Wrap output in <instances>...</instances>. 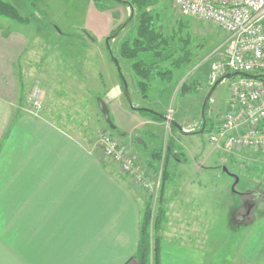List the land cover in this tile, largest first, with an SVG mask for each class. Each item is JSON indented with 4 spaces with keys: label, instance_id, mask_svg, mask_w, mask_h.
<instances>
[{
    "label": "crops",
    "instance_id": "0c3cea01",
    "mask_svg": "<svg viewBox=\"0 0 264 264\" xmlns=\"http://www.w3.org/2000/svg\"><path fill=\"white\" fill-rule=\"evenodd\" d=\"M94 18L100 20L99 16ZM119 25L104 20L100 33L94 34L89 19L83 46L86 50L94 46L99 52L93 58L95 74L84 71L82 56H71L76 82L73 76L55 86L54 80H46L48 73L39 65L33 77L30 68L27 70L31 41L10 30L8 23L0 24V264H138L141 210L153 193L157 198V182L163 172L161 164L155 162L152 168L149 162L152 150L162 145L166 125L162 118L159 122L134 109L159 111L168 101L161 96L169 91L161 92L162 85L155 78L147 90L148 98H143L136 76L121 59V69L110 60L115 65L113 72L105 75L104 70L98 71L104 66L105 54L96 39L111 34ZM135 27L131 24L128 29L133 33ZM123 41L119 38L117 48ZM121 76L126 80L131 104L124 96ZM44 86L49 94L42 90ZM38 91L43 94V105L35 116L27 110L33 101L31 93ZM75 95L82 109L95 110L93 124L89 121V127L81 130L73 128L77 122L70 115L72 104L77 102ZM98 100L108 109L111 127ZM90 125L94 126L90 129ZM99 132L119 139L144 168L149 190L137 185L118 165L91 151ZM147 141L153 143L152 147ZM166 169L168 181L160 196L167 216L160 264H211L202 249L192 243L193 223L200 213L191 188L193 180L184 169L175 173ZM200 170L195 164L194 171ZM262 222L257 241L245 251L249 261L264 249Z\"/></svg>",
    "mask_w": 264,
    "mask_h": 264
},
{
    "label": "rangeland",
    "instance_id": "374dc122",
    "mask_svg": "<svg viewBox=\"0 0 264 264\" xmlns=\"http://www.w3.org/2000/svg\"><path fill=\"white\" fill-rule=\"evenodd\" d=\"M4 1L12 4L22 16L29 18V22L19 23L0 16V24L8 23L10 30L24 35L31 41L29 48L32 49V54L30 52L26 57L29 60L26 62V66L27 70L30 68V75L33 77V73L38 71L37 65H39L41 71L48 73L46 80L49 82L50 79L54 80L55 86L58 81H63L66 78L71 79L76 74L71 66L74 64L70 61L71 56H82V59H85L84 71L95 74L96 63L93 58L97 57L99 52L94 46L89 47L88 50L85 49L87 46H83L86 44L83 43V39L88 35L85 25L89 19L90 26L95 29L94 32L90 31L94 34L100 33L99 29H102L104 20H107L109 25L118 22L124 26L129 22L125 31L118 29L112 34L116 28L111 34L100 39L93 36L99 42L101 52L103 50L105 54L103 69H98L101 73L104 70L105 75L113 72L115 66L108 57L107 48L115 50L119 38L123 41L129 32L131 33L128 27L131 24L137 25L136 12H132L125 4L115 0ZM153 1L154 9L158 11L159 17L161 15L160 24L164 27L163 31L169 36L174 35L172 44L177 51H179L177 42L181 39L180 55L187 54L188 56L186 57L188 65L183 70L173 74L167 95L169 99L159 111L165 117L163 119L165 125L168 121V111L172 110L175 120L183 128L194 129L190 133H183L180 130L173 131L170 127H165L162 145H166V148L161 155V168H164L167 157V168L170 169V172L175 173L184 169L187 172V177L193 180L191 188L196 193L198 204H196V211H200V213L196 216V223L191 222L195 228L192 243L202 249L211 264H264V249L252 261L245 258L246 249L249 245L253 246L257 241L262 221H264V201L252 198L249 194L251 191L264 193V157H258L255 153L246 154L242 151L226 155L209 142L207 132L199 134L200 130L198 129L201 123V109L204 99L210 93V87L213 85L210 83L209 77L211 66L216 62L224 61L226 36L211 24L180 14L173 0ZM97 16L100 17V20L94 18ZM180 23L184 26L179 28ZM109 38L111 39L110 45H108ZM175 38H177V42ZM113 53L115 54L114 51ZM165 66L170 67L168 62L164 63L163 67ZM105 77L106 85H108L109 79L107 76ZM237 78L238 76H232L230 79H224L211 91L208 101L209 109L206 113L204 112V117H207L208 123L217 124L221 120L230 97V83ZM76 79L75 76L72 78L73 81ZM182 84L188 86L191 84L192 88L186 94H182L180 92ZM42 90L46 94L50 93L47 86H44ZM34 93H31L33 101L42 106V92ZM164 96L165 94L161 96L163 100ZM75 100L77 102L72 104L70 115L75 120V124L76 122L78 124L74 125L73 128L81 130L89 127V121L90 124H93L95 110L89 107L82 109L78 104L80 99L77 95L74 96ZM121 101L123 104L126 103L123 96ZM102 102L104 103V101ZM32 107L28 108L27 112L39 116L42 107L39 110H34ZM61 112L69 114L65 110ZM168 122L172 123L173 121ZM75 126L77 127L75 128ZM90 126L91 129L94 125ZM90 132L92 131L90 130ZM99 133L96 136L90 134L91 137L95 136L90 145L91 151H94V141ZM104 133L109 134L108 132ZM160 133L162 134L163 130ZM151 143L147 141V145L150 147L153 144ZM195 164H198L202 170L196 173L194 171ZM256 167L262 168L263 171L261 170L259 173ZM160 180L157 184H160ZM147 190H149L148 186ZM152 200L153 206H155L156 199L153 196ZM248 200L254 202V207L247 218L242 219L241 215L246 209L244 203ZM165 225L166 221L160 231L161 238H163L162 233Z\"/></svg>",
    "mask_w": 264,
    "mask_h": 264
},
{
    "label": "built area",
    "instance_id": "2783aa9c",
    "mask_svg": "<svg viewBox=\"0 0 264 264\" xmlns=\"http://www.w3.org/2000/svg\"><path fill=\"white\" fill-rule=\"evenodd\" d=\"M183 16L211 24L225 36L223 62L211 66L210 83L226 74L238 78L230 83L227 108L209 133V142L224 154L242 151L264 157V0H173ZM255 76V77H254ZM39 110L38 102L31 103ZM173 111L167 114L173 121ZM166 122V127L171 123ZM194 129L182 128L190 133ZM94 151L118 165L134 182L147 188L144 168L121 145L119 139L100 132Z\"/></svg>",
    "mask_w": 264,
    "mask_h": 264
},
{
    "label": "trees",
    "instance_id": "16d2710c",
    "mask_svg": "<svg viewBox=\"0 0 264 264\" xmlns=\"http://www.w3.org/2000/svg\"><path fill=\"white\" fill-rule=\"evenodd\" d=\"M115 1L125 4L132 10V12H136L137 25L134 32L129 34L118 46V48L115 50L113 48H109L107 50L110 60L112 62L115 61L114 64H116L119 69H121L119 59L125 62V65H128V68H131V71L137 78L138 87L141 90L143 98H148L147 90L151 87L150 84L153 83L155 78L157 79V82L161 83L160 85H162V88H160L161 92L169 90L170 80L172 79L173 74L183 70V68L188 65V59L186 58L188 57L187 54H185L186 56L180 55L182 49L179 47L182 45L181 39L179 42H177L178 40L175 38L179 48V51H177L176 47L172 44V38L174 35L171 34L172 36H169L163 31L164 27L160 24L161 15L159 17L158 11L154 9L153 0ZM0 16L19 23L29 22L28 17L22 16L12 4L4 0H0ZM182 26H184V24L180 23L179 28ZM121 27L122 25H119L117 29L112 32V34L118 31V29ZM108 40V45H110L111 39L109 38ZM113 51L116 55L113 53ZM145 55H148L149 57L146 58ZM152 58L157 59L150 61L149 59ZM165 62H168L170 67H163ZM231 76L237 75L232 73ZM121 78L124 80L122 76ZM215 83L210 87V89L213 87L215 89V87L218 85L217 84L215 86ZM191 86V84L189 86L182 84L180 87V92L182 94H186V92L192 88ZM128 95H130L129 92ZM164 97V100L169 99V96L167 95ZM208 109L207 102L204 112L206 113ZM134 110L138 111L140 115L150 117L159 122H161V116H163L161 111L152 109L150 107H140ZM204 122L205 123L203 124V120L201 118L200 127L198 129L201 130L202 126L204 125V130L202 133L207 132L208 134L213 132L216 129V126L220 123V121L217 124L214 122L208 123L207 117H205ZM174 124L180 125L179 122L175 120V117L170 125V129L177 131L178 129L174 126ZM181 128L183 127L181 126ZM165 148L166 145H159L152 150L149 166L152 167L153 163L155 162L161 164V155ZM167 160L168 159L165 158L164 168L162 170L163 172L158 187L156 205L153 206L154 204L152 196H150L145 200L141 210L137 251L138 264H160V246L162 242L160 231L162 230V225L166 221V208L162 204L160 196L163 186L167 182L169 175L166 169L168 164ZM256 168H258V172L262 170V168Z\"/></svg>",
    "mask_w": 264,
    "mask_h": 264
},
{
    "label": "water",
    "instance_id": "95a60500",
    "mask_svg": "<svg viewBox=\"0 0 264 264\" xmlns=\"http://www.w3.org/2000/svg\"><path fill=\"white\" fill-rule=\"evenodd\" d=\"M122 28H123V26H122L120 29H122ZM114 62H115V61H114ZM235 75H236V74H235ZM231 77H232L231 74H226L224 77L220 78V79L215 83V86H216L217 84H219L220 82H222L224 79H230ZM254 77H255V76H254ZM121 80H122V83H123V89H124L123 92H124V96H125L126 100L128 101V103L131 104V101H130L129 95H128V93H127V86H126V83H125V81H124L122 78H121ZM213 90H214V87L210 89V93H211V91H213ZM210 93H209V94L207 95V97L204 99V102H203V105H202V109H201V118H202V120H203V124L205 123V122H204V119H205V117H204V108H205L207 102L209 101ZM98 105H99V109H100V111H101V113H102V115H103V117H104L106 123L109 124V126L111 127L112 125H111V122H110V119H109V112H108V109H107L106 105H105L101 100H98ZM161 117H162V119H165L164 116H161ZM174 126H175L178 130H180V131L182 132V130H181V126H179L178 124H174ZM203 130H204V125L202 126V129L199 131V133L201 134V133L203 132ZM234 177H235V176H234ZM235 178H236V177H235Z\"/></svg>",
    "mask_w": 264,
    "mask_h": 264
},
{
    "label": "flooded vegetation",
    "instance_id": "af4514ba",
    "mask_svg": "<svg viewBox=\"0 0 264 264\" xmlns=\"http://www.w3.org/2000/svg\"><path fill=\"white\" fill-rule=\"evenodd\" d=\"M248 192H250V191H248ZM249 194L251 195L252 198L261 199V200L264 201V193H261V191H259L258 193H255L254 191H251ZM244 204H245L246 209H245V212L242 213V215H241L242 219L247 218V216L249 215V212L254 207V202L253 201L251 202V201L248 200V201H245Z\"/></svg>",
    "mask_w": 264,
    "mask_h": 264
}]
</instances>
